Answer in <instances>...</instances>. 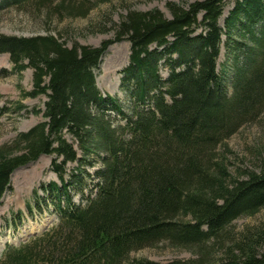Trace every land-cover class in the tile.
<instances>
[{"label": "trees", "instance_id": "trees-1", "mask_svg": "<svg viewBox=\"0 0 264 264\" xmlns=\"http://www.w3.org/2000/svg\"><path fill=\"white\" fill-rule=\"evenodd\" d=\"M23 1L0 0V8ZM59 1L56 12L73 10V0ZM223 2H167L169 17L156 9L125 10L114 40L124 36L129 43L120 71L133 102L129 115L94 84L93 69L111 41L66 46L51 34L0 35V53L8 54L12 70L32 69V90L23 94L46 95L44 120L18 133L14 150L0 147V197L10 172L40 154L54 155L50 169L60 181L41 186L56 195L58 222L6 247L0 264H154L129 253L160 241L193 251L191 260L169 264H264L263 228L226 236L234 219L264 207V160L232 175L216 152L264 109V0H233L221 27ZM220 42L232 57L227 75L225 66L215 68ZM108 111L118 115L116 125ZM89 153L98 160L95 181L80 193L83 202L74 203L68 190L82 192ZM73 161L64 179L65 163Z\"/></svg>", "mask_w": 264, "mask_h": 264}, {"label": "rangeland", "instance_id": "rangeland-1", "mask_svg": "<svg viewBox=\"0 0 264 264\" xmlns=\"http://www.w3.org/2000/svg\"><path fill=\"white\" fill-rule=\"evenodd\" d=\"M192 1L195 0H73L70 4L73 10L56 12L53 8L60 3L59 0L46 1L43 5L36 6L34 0H26L18 5L6 4L0 8V35L30 37L51 34L66 46L77 43L96 47L103 41H111L106 45L97 66L93 69L94 84L101 94L116 98L123 111L129 115L133 102L120 84V71L128 63L129 43L124 36L114 40L115 24L126 9L139 11L156 9L165 17H169L167 2L184 7ZM232 3L233 0H224L221 14L217 19L219 26L222 27L223 18ZM232 37L234 39L235 36ZM222 41L224 35L221 36ZM221 42L215 68L219 71L221 66H225L227 75L233 65L232 57L226 55L227 51ZM11 66L8 54L1 52L0 107H6V110L0 114V147L7 146L9 150H14L15 146H18L13 144L16 135L44 120L42 110L46 95L44 93L24 95V92L31 91L33 87L32 69L25 67L20 71H13ZM157 71L161 78L167 74L161 63L158 64ZM17 103L22 107L17 108ZM108 112L110 125H116L119 122L118 115ZM64 138L79 156L76 141L68 133H64ZM216 152L224 156L227 171L232 175L244 168L256 169L259 161L264 160V109L257 118L241 124L233 134L224 139L223 146L220 144ZM52 158L53 154H40L34 160L23 163L10 172L8 187L0 198V254L7 245L27 241L31 236L57 223L56 195L41 189V186H46L50 181L60 184L57 175L50 169ZM97 161L95 155L89 153L82 165L89 173V176H84L82 192L69 188L68 192L74 203H82L80 193L85 195L92 187V182L95 181L92 175ZM75 162L65 163V172L62 175L64 179H67L68 171L76 167ZM261 228L264 229V207L252 216L234 219L226 227V236L228 240H232L247 229L256 231ZM218 248L213 249L212 258L217 256L218 252L215 251ZM192 252L160 241L155 245L131 251L129 257L146 259L154 264H169L174 261L191 260L194 257Z\"/></svg>", "mask_w": 264, "mask_h": 264}]
</instances>
